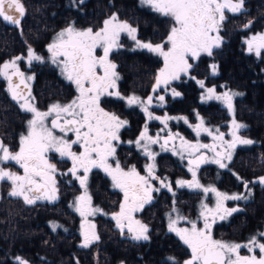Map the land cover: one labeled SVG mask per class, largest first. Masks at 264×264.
I'll return each instance as SVG.
<instances>
[{
	"label": "snow or ice",
	"instance_id": "1",
	"mask_svg": "<svg viewBox=\"0 0 264 264\" xmlns=\"http://www.w3.org/2000/svg\"><path fill=\"white\" fill-rule=\"evenodd\" d=\"M83 2V0H81ZM153 11L168 17L172 21L166 40L162 43L153 44L151 42H142L137 39V29L127 22L120 21L118 16L112 15L104 21V26L97 31L91 27L79 30L70 25L59 32L53 42L48 45V51L52 54V63L58 64L62 68L66 79L72 82L79 95L71 102L61 105L53 104L47 111H40L33 101L28 81L33 77H25V73L20 70L17 61L24 57H16L10 62L0 66V77H3L8 84V91L12 98L20 103V107L32 114V119L27 122V132L21 134L18 151H12L0 140V182L8 181L12 188L9 195L23 198L25 203L33 204L37 200H55L57 198L56 188V165L49 162L48 154L50 152L58 153L61 158H67L71 161V168L68 170L79 180L80 185L84 187V194L77 197V211L81 216L93 215L100 212L99 208L91 207V197L88 195L86 181L88 173L93 168L103 169L112 179L116 188H119L124 195L123 203L120 205L118 213L113 214L117 226L121 231L126 227L132 233L134 240H148L149 237L147 225L134 219L133 213L142 208L144 203L152 199L151 193L159 191L153 188L150 180L160 179L154 174L155 164L145 166L147 176L141 175L133 165L125 171L120 167L119 161H115V167L109 163L110 158L116 154L115 141L120 140V129L127 125V121L120 119L115 113L105 111L101 107V98L107 96H121L117 88L119 74L116 71L117 65L109 59V53L120 47V35L126 33L136 46L141 49H147L161 57L164 62L156 76L153 91L167 86L171 81L179 80L181 75H187L193 65L189 62L200 57L201 54L212 56L213 49L218 48L222 43L219 35L222 22L225 20V11L233 14L239 13L243 9L244 0H141ZM26 14V8L22 0H0V19L19 26L22 18ZM245 27H250L245 25ZM248 51L261 56L264 52V34L253 35L246 40ZM167 45V48L165 47ZM97 49H102V55H97ZM41 61L42 57L37 55L30 47L28 49L27 61L30 65L32 61ZM216 66L213 65V72ZM14 77L18 78L14 82ZM194 78V77H193ZM201 88H204L203 81H197ZM23 85V88H21ZM173 95L179 96L180 93L172 90ZM206 99H215L222 101L227 109L233 114L235 108L233 97L242 95L240 93L224 92L217 94L215 88L206 89ZM129 105H140L149 119L161 120V117L153 116L148 111V105L153 103V98L149 96L142 100L135 95L127 97ZM164 95L158 96V100L163 102ZM52 117L50 122L48 118ZM168 117L161 120L166 123ZM184 119L187 123V119ZM61 121H63L61 123ZM246 125L238 123L234 118L232 120L231 139L225 140L224 133L216 129L213 130L204 127V121L195 126L197 135L201 131L212 136L213 141L219 142L222 151H217V145L190 143L180 138L181 149L188 151L189 171L192 173V180H178L176 183L183 187L202 189L204 193H214L216 204L214 208H209L206 204L202 206L203 210L200 217L203 218V226L198 227L197 221L187 220L178 212L176 218H170L169 230L174 231L185 245L190 249L191 257L184 264H264V233H259V239L256 236L251 237L247 243L228 242L215 239L212 235V226L217 217L223 220L233 212L239 211L237 208L225 207V201L245 199L242 195H228L219 192L214 187H204L200 184L196 169L201 163L211 162L218 164L221 168L227 167L224 161H231L232 153L238 144L252 145L255 141L238 135V131L245 128ZM58 129L64 135L54 134ZM73 133L75 139H68L67 134ZM178 135V134H176ZM175 136L170 135L161 144L164 149L170 140ZM141 141H146L143 145L144 154L153 162L156 154L149 150L148 144L159 143L160 137L155 138L148 135L147 126L135 141L137 146H141ZM128 143H132L129 141ZM73 145H78L82 151H73ZM200 149H208L214 153L213 158H208L201 154L195 156ZM175 152V146L173 145ZM183 158V157H182ZM7 162H15L23 170V174L7 170L4 165ZM82 171L83 175H77ZM242 180V178L237 177ZM264 184V177L259 179ZM163 187L172 190L170 183L160 180ZM245 189L248 188V182L242 181ZM175 211V209H174ZM180 220H187L190 227L177 228L176 223ZM53 229L58 225L53 224ZM95 228V225H90ZM99 237L93 231L91 237L88 232H84V241L82 247H88ZM241 249H246L247 255H241ZM257 250L259 255H257ZM173 259V258H169ZM18 264H28V261L17 258Z\"/></svg>",
	"mask_w": 264,
	"mask_h": 264
},
{
	"label": "trees",
	"instance_id": "2",
	"mask_svg": "<svg viewBox=\"0 0 264 264\" xmlns=\"http://www.w3.org/2000/svg\"><path fill=\"white\" fill-rule=\"evenodd\" d=\"M22 3L26 14L19 26L7 25L0 19L2 59L7 54H27L29 47L36 52H44L51 35L59 29L72 23L96 29L114 12L138 25L141 32L150 33L154 40L162 38L165 30L164 24L142 9L136 0H22ZM244 7L241 14L228 16L223 22L224 40L213 50L212 56L216 76L206 79L216 83L219 90L224 86L243 92L236 100V115L249 124L247 131H252L258 141L264 142V55L256 58L247 54L243 42L247 28L244 24H251L254 31L264 29V0H244ZM138 55L140 53L117 51L114 58L123 64L122 72L130 79L131 87L148 93L156 80L160 62ZM202 60L194 68L205 76L209 65L206 59ZM45 63L32 61L31 64L38 70H44L47 67ZM41 77L50 78L49 75ZM181 89L182 95L170 100L172 103L168 108L191 114L190 109L197 104L196 92L189 81L182 83ZM1 97L0 135L10 145L17 139L16 125L20 116L17 109L9 105L3 90ZM199 109L214 122L219 123L227 117L223 107ZM58 219L70 229L51 230L49 221ZM149 221L153 226L156 223ZM77 222L72 213L61 209L60 204H28L20 198L3 194L0 198V264H18L15 256H22L31 264H179L181 261L174 253L176 247H172V242L164 245L169 249L168 253L159 255L156 253V240L148 243L128 241L108 226L101 227L99 241L87 248L80 247L74 230ZM153 232H156V227H153ZM167 256L175 260L166 259Z\"/></svg>",
	"mask_w": 264,
	"mask_h": 264
},
{
	"label": "flooded vegetation",
	"instance_id": "3",
	"mask_svg": "<svg viewBox=\"0 0 264 264\" xmlns=\"http://www.w3.org/2000/svg\"><path fill=\"white\" fill-rule=\"evenodd\" d=\"M4 23L11 25L5 21ZM47 46L48 44L45 46L44 52H46ZM116 53L117 52L111 53V57L114 58ZM12 56L16 55L7 54L3 59L0 55V66L6 63L7 58ZM138 56L142 58H150L148 56V52L145 50L140 51V55ZM23 63H21L22 66H20V70L25 73V77H28L26 72L32 73L33 75V79L28 82L31 85L32 96L35 97L33 103L40 111H47L51 105L56 103L61 105L67 104L78 96H75L77 89L74 87V84L72 82H68L65 77L62 78L56 76L55 68L48 63H45L47 64V67L44 70H38L32 64L29 65L27 60L26 62L23 61ZM116 65V70L120 77L117 81V88L121 96L125 97V99H120L116 96L102 97L101 107H103L105 111L115 113L120 117V119L125 120L128 123L125 127L120 129V140L114 142L116 145V154L114 158L109 159V163L115 167V161H119L120 167L125 171L129 170L134 165L136 170L145 176H147L145 166L153 163L155 164L154 174L160 179L150 180L149 182L153 188H158L159 191H153L151 193L152 199L149 202L144 203L142 208L133 213V216L136 215L141 218L149 230L147 233L149 239L139 242L148 243L149 241L156 240V253L159 255L168 253L167 251L169 249L164 247V245H169V243L172 242V247H176V251L174 253L179 257V260L182 261L186 253L185 245L174 231L171 232L167 230V224L165 223L163 217L164 212L172 207H177L182 213H184V216L188 217L189 220L197 221V226L202 227L203 218L200 217L201 210L199 207L202 203L204 205L206 204L209 208H214L216 204V196L211 192L204 193L202 189H190L187 186L180 188V186L176 183L178 180H192V173L189 171V167H192V165L189 164V159L192 157H190L189 154H185L183 155V158L179 159L172 154H163L161 144H163L164 140L170 135L175 136V139L170 140L168 145L165 146L166 150H172L173 145L175 148L178 145V135L176 134H179L180 132H188L184 131V127L178 126V124L173 120L169 122L170 128H168L165 132L163 130L161 120L149 119L148 115L142 108L137 105H129L127 103V97L133 95L140 98L149 97L150 93L153 91L156 80L154 81L150 92L141 93L138 88L131 87V83H129L130 79H127L125 73L123 74L122 72L123 64L116 62ZM158 71L159 68L156 76L158 75ZM42 75H49L50 78L43 79L44 77H41ZM2 90L4 91L5 97L10 101L9 105L16 108L17 114L20 116L16 125V131L18 132L17 139H15L10 145L6 144L4 139L3 142L10 148V150L17 151L19 146V133L27 132V122L32 119L31 113L23 110L20 107V103L13 100L10 92L8 91L7 81L3 77H0V99H2ZM239 97H236L235 99L234 108L236 106V100ZM171 109L172 110L168 111L166 115L180 113L172 107ZM154 111H156L153 112L154 114L151 112L153 116L161 117V119L165 114L163 108L161 107H156ZM225 112L227 115L226 118L222 119L219 123L211 120L210 124L214 123L219 125L221 129H225L226 124L224 122L229 118V114L226 109ZM191 114H187V116L193 119ZM234 115L237 119L242 120L237 117L236 112ZM51 119L52 117H49L47 122H50ZM62 122L63 121H61V123ZM244 122L246 123L245 132L250 133V139L255 141L254 144L249 147H236L232 153L231 161H224L227 164V167L225 168H221L216 163L204 162L196 169V178L204 187H214L219 192L226 193L228 195L237 194L245 197V199L241 200L225 201V207L237 208L239 211L233 212L230 216H226L223 220L217 217L215 224L212 226V235L215 239L237 243L244 242L253 236H256L259 239L260 237L258 234L264 233V184L259 182V179L264 177V142L258 141L252 131H247L249 129V124L246 121ZM145 126H147L150 136L155 138L159 135L160 137L159 143L150 144L152 151L156 154L154 162L144 154L142 145L137 146L135 144V141L144 131ZM159 127L162 128V131L156 134ZM54 134L64 135L63 133H60L58 129L54 130ZM195 136L196 135L192 134L188 135L189 141L193 144H196L199 141ZM66 138L71 140L75 139V136L73 133H68ZM224 138L227 140L225 136ZM199 139L200 143L203 144L215 143L217 145V151L223 150L219 147L218 141H213L212 136L199 137ZM129 141H132V143H128ZM142 143H146V141H141V144ZM72 150L77 152L82 151L78 145H73ZM201 154L205 155L209 161L214 156V153L208 149H200V151L194 155L199 156ZM48 156L49 161L55 164L57 168L55 177L56 188L58 189L57 198L55 201L51 202L45 201L35 203H47L49 205L60 204L62 210L72 213L78 221V216L74 212V200H76L83 192L80 190L82 186L80 185L79 180H77L76 177L68 171L71 168V161L67 158L56 156L54 152H50ZM77 175H83V172L78 171ZM87 175L88 179L86 181V186L88 185L89 195L92 199L91 202L96 208L100 207L101 209L99 217H97L96 227L99 239L101 227L104 228V226H108L119 236L129 241L130 239L123 234L125 232V228L121 231V228L117 226L116 220L112 218L113 214L119 212L120 205L123 203V192L114 186L111 177L103 169L93 168ZM237 177L242 178V180L237 179ZM160 180H164L165 183H170L172 190L169 191L168 188L163 187ZM242 181L248 182L247 190L245 189ZM149 219L156 222L154 226L150 223ZM61 221L62 220H60V223H63ZM153 227H156V232H153ZM60 230L63 229L60 228ZM99 239L97 241H99ZM169 258L173 257H166V259ZM170 260L174 261L175 259L173 258Z\"/></svg>",
	"mask_w": 264,
	"mask_h": 264
},
{
	"label": "rangeland",
	"instance_id": "4",
	"mask_svg": "<svg viewBox=\"0 0 264 264\" xmlns=\"http://www.w3.org/2000/svg\"><path fill=\"white\" fill-rule=\"evenodd\" d=\"M137 1V3H138V5L142 8V9H145L146 11H148V12H150L158 21H160V22H162L163 24H164V27H165V30H164V34H163V36H162V38H158V39H156V40H154V39H152L151 38V34L150 33H147V31H143V32H141L140 31V29L138 28V25H135L134 23H132V22H130V21H128V20H124V19H122V18H120L119 17V15L116 13V12H114V13H112V14H110L109 16H107L104 20H103V22H102V26L101 27H99V28H96V29H93L92 27V29H93V31H97V30H99L100 28H102L103 26H104V21L105 20H107V19H109L112 15H116V16H118V18H119V20L120 21H123V22H127L129 25H131L132 27H134V28H136L137 29V33H136V35H137V39H139L140 41H142V42H151V43H153L154 45L155 44H158V43H162L163 41H165L166 40V37H167V35H168V33H169V30H170V27L172 26V21L168 18V17H164V16H162L161 14H159V13H157V12H155V11H153L148 5H145V4H143L142 2H141V0H136ZM234 2H235V0H234ZM245 10V7H244V5H243V9H242V11L241 12H239V13H235V14H233V13H231V12H228L227 10L225 11V19H227V17L228 16H235V15H239V14H241L243 11ZM225 21V20H224ZM223 21V22H224ZM223 22H222V24H223ZM70 25H72V26H74L76 29H79V30H84V29H87V28H89L88 26L87 27H78V26H76L75 24H69L68 26H65V27H63V28H61V29H59L58 31H56L55 33H53L52 35H51V38H50V41H49V43H48V45L49 44H51L52 42H53V40L55 39V37H56V35L59 33V32H61V31H63L65 28H67V27H69ZM245 25H247V24H244V26ZM245 34L243 35V42H244V45H245V51H246V53L247 54H252L253 55V57H258V56H256L255 55V53H250L249 51H248V48H247V44L245 43V41L246 40H248V39H250L253 35H257V34H264V29L263 30H256V31H254L253 29H252V26H251V24H250V27H247L246 28V30H245ZM219 35L221 36V38H222V42H223V40H224V37H223V35H222V25H221V28H220V32H219ZM119 43H120V47H118V48H114L110 53H109V59L113 62V63H115L116 64V62H117V60H115V58H113V57H111V53H113V52H117V51H124V52H126V53H137V54H139L140 53V51H142V50H145V51H147V52H149L147 49H141V48H139V47H137L136 46V43H135V41H133L126 33H121V35H120V41H119ZM165 47L167 48V45H165ZM214 49H216V48H214ZM213 49V50H214ZM35 53L37 54V55H39V56H41L42 57V62H47L49 65H51L52 67H54L55 68V72H56V76H59V77H65L66 78V76L63 74V72H62V68H61V66H59L58 64H54V63H52V54L48 51V46L46 47V52H43V53H37L36 51H35ZM150 53V58L151 59H157L160 63H159V71H160V69L161 68H163V66H164V62H163V59L161 58V57H159V56H157L155 53H152V52H149ZM263 53V52H262ZM261 53V56L262 55H264V54H262ZM28 54V53H27ZM27 54H20V55H16V56H12V57H9V58H7L6 59V63L7 62H10L11 60H13V59H15L16 57H24V59H22V60H19V61H17V64H18V66L20 67V66H22L21 65V63H23V61H26L27 60ZM103 53H102V49H97V55H102ZM212 56H213V54H212ZM212 56H208V55H206V54H201L200 55V57L198 58V59H195V60H190L189 62L193 65V67L189 70V72H188V74L187 75H184V74H182L181 75V78L179 79V80H175V81H171L170 83H169V85L167 86V90H165L164 89V87L162 86L161 88H159V89H156L155 91H152V93H150V95L149 96H151L152 98H153V103L151 104V105H148V111L149 112H156V111H154L155 109H156V107L157 108H163V110H164V115H163V117H162V119H164L165 117H168L169 119H167V121H166V123H162L163 124V130L166 132V130L168 129V128H170L169 127V122L170 121H174L175 123H177L178 124V126H181V127H184V131H186V132H188V133H179L178 134V145H177V147L175 148V152L173 151V149L171 150V149H167L166 150V148H164L163 149V154H172L173 156H175V157H177V158H182L183 157V155H185V154H189L188 153V151H186V150H183V149H181V145H180V138L181 137H183V139L184 140H187V141H189V138H190V136H189V138H188V135H190V134H192V135H196L195 137H197L198 138V143H200V139H199V137L201 138V137H204V136H209L206 132H203V131H201L200 132V134L199 135H197V133H196V131L194 130L195 129V126L196 125H198L199 123H200V120L202 119L203 121H204V127H206V128H209V129H211V130H213V135H215L216 134V132H215V130L216 129H219V131L220 132H222V133H224V136L226 137V139L227 140H230L231 139V135H230V133H231V129H232V120H233V118L238 122V123H240V124H243V125H246V123L244 122V121H242V120H239V119H237L236 117H235V115L233 116V114L227 109V107L223 104V102L222 101H219V100H215V99H206L205 97L207 96V92H206V89L207 88H215L216 89V92H217V94H222V93H224V92H230V93H240V94H242L243 95V92H241V91H239V90H237V89H234V88H231V87H221L220 88V90H219V88H218V86L216 85V83H210V82H207V77L208 76H212V77H214V76H216V68H215V72H213V65H215L213 62H214V60H212ZM202 59H206L207 61H205V62H207L208 63V65H209V71H208V75H203L202 73H199L198 72V70L197 69H195L194 67H195V65H197V63H198V61H204V60H202ZM35 61V60H34ZM24 64V63H23ZM2 66V65H1ZM216 66V65H215ZM117 71V70H116ZM159 71H158V73H159ZM26 75L27 76H31V77H33V75H32V73H27L26 72ZM194 77V78H193ZM68 81V80H67ZM188 81H189V85H192L193 86V88H194V92H196L195 93V97H196V101H197V104H196V107H192L190 110H191V112H192V114H191V116L193 117V119L192 118H189L188 116H187V114H185V112H183V111H181L179 114H174V115H166V113L168 112V111H171L172 109H171V107L170 108H168V105L169 104H171L172 102H170V100H173V99H175V98H178V97H180L181 95H182V89H181V85H182V83H188ZM197 81H203L204 82V85H205V87L204 88H201L200 87V85L197 83ZM68 82H70V81H68ZM222 84V83H221ZM186 85H188V84H186ZM185 86V85H184ZM74 87H75V85H74ZM154 88V87H153ZM196 88V89H195ZM173 89H175V91L176 92H179L180 93V95L179 96H175V95H173V92H172V90ZM76 95H79V93H78V91H76L75 92V96ZM160 95H164V97H165V99H164V101L163 102H160L159 100H158V96H160ZM240 95H238V96H234L233 97V104H234V102H235V99H236V97H239ZM148 98V97H147ZM147 98H141L142 100H146ZM170 102V103H169ZM132 106H136L135 104L134 105H132ZM137 106H139L140 108H142L140 105H137ZM211 106H213V107H224L226 110H227V113L229 114V118L224 122L225 124H226V128L225 129H221V127L219 126V125H217V124H210V121H211V119L209 118V117H207L206 115H204V114H202V112H201V110L199 109V107H211ZM177 107H178V105H177ZM154 114V113H153ZM180 117H184V118H186L187 119V123H185V121H184V119H179ZM31 118H32V114H31ZM161 119V120H162ZM245 129H246V127L245 128H242V129H240L239 131H238V135H240V136H242V137H244V138H248V139H250L251 137V135H250V133H247V132H245ZM160 131H162V128L161 127H159V130L157 131V133L156 134H158V133H160ZM190 131V132H189ZM26 133V132H25ZM20 135H19V137H18V140H20V136H21V134H24V133H19ZM148 135L150 136V133H148ZM193 137V136H192ZM190 142V141H189ZM191 143V142H190ZM145 143H142L141 145H142V147H143V145H144ZM238 146H244V147H249L250 145H240V144H238L236 147H238ZM148 148H149V150L150 151H152V149H151V147H150V144H148ZM236 149V148H235ZM18 151V150H17ZM153 152V151H152ZM154 153V152H153ZM56 154V156H59V154L58 153H55ZM50 162V161H49ZM51 163V162H50ZM4 167L7 169V170H10V171H13V172H16L17 174H23V170L19 167V165H16L15 164V162H7V163H5V165H4ZM142 175V174H141ZM144 175V174H143ZM145 176V175H144ZM87 184V183H86ZM11 188H12V185H11V183L10 182H8V181H5V182H0V198H1V196L4 194V195H7V196H11V195H9V193H10V191H11ZM180 188H183V187H181L180 186ZM186 189H187V187H186ZM190 189H193V188H190ZM80 190H81V192H83V193H81V195H83L84 194V191H85V189H84V187H81L80 188ZM87 192H88V195H89V189H88V185H87ZM81 195H79V196H81ZM90 196V195H89ZM11 197H14V196H11ZM14 198H20L22 201H24L23 200V198H21V197H14ZM92 200V199H91ZM45 201H50V200H47V199H43V200H37L36 202H45ZM52 201H55V200H52ZM51 202V201H50ZM204 204H202L201 203V206L199 207L200 208V210L202 211L203 210V208H202V206H203ZM74 212L76 213V215L78 216V222H77V224H76V227H75V232L78 234V237H79V242H78V245L80 246V247H82L81 245L83 244V241H84V232L85 231H87L88 232V234H89V236L91 237V234H92V232L94 231L95 232V234L97 235V217H99V213L100 212H97V213H95V214H93V215H87L86 217L85 216H81V214H80V212L79 211H77L76 209H77V199L76 200H74ZM91 207L92 208H96L93 204H92V202H91ZM97 208H99L100 209V207H97ZM174 209H175V211H174ZM177 212L181 215V216H183V217H186V216H184V213H182L181 212V210H179L177 207H172V208H170V209H168V210H166L165 212H164V215H163V217H164V221H165V223L167 224V230H169V223H170V218L171 219H175L176 218V215H177ZM187 218V220H189V218L188 217H186ZM134 219H136V220H139L142 224H144L143 223V221L141 220V218H139V216H134ZM187 220H180V221H177V223H176V227L177 228H184V227H190L189 226V224L187 223ZM53 224H55V225H58V227H56L55 229H53ZM48 225H49V228L51 229V230H58V229H63L64 231H68L69 229H70V227H68V225H64L63 223H60V221H58V220H50L49 221V223H48ZM90 225H95V228L93 229V228H91L90 227ZM145 225V224H144ZM124 235L128 238V239H130V240H132V241H134V242H139V241H142V240H134V239H132V233H130L129 231H128V229L125 227V229H124ZM170 231V230H169ZM171 232H173V231H171ZM98 236V235H97ZM248 240L249 239H247L246 241H244V242H241L242 244L243 243H247L248 242ZM97 240H95V241H93L90 245H92L93 243H95ZM145 241V240H144ZM182 241V240H181ZM182 243H183V241H182ZM184 244V243H183ZM89 245V246H90ZM185 245V244H184ZM84 248H87V247H84ZM185 252L187 253H185V257L183 258V260L179 263V264H184V262L186 261V260H188V259H190V257H191V252H190V249L187 247V245H185ZM247 254H249V253H247V251H246V249H241V255H247ZM257 255H259V252H258V250H257V253H256ZM22 258V259H24V260H26V261H28L26 258H24V257H22V256H15V260L18 262V260H17V258ZM28 264H31L29 261H28ZM120 264H124V263H120Z\"/></svg>",
	"mask_w": 264,
	"mask_h": 264
},
{
	"label": "water",
	"instance_id": "5",
	"mask_svg": "<svg viewBox=\"0 0 264 264\" xmlns=\"http://www.w3.org/2000/svg\"><path fill=\"white\" fill-rule=\"evenodd\" d=\"M23 19V18H22ZM10 24V23H9ZM11 25H13V24H11ZM14 79V82H16L17 80H18V78H16V77H14L13 78ZM28 84H29V82H28ZM29 87H30V89H31V85L29 84ZM21 88H23V85H21ZM11 94V93H10ZM12 96V95H11ZM14 100V99H13ZM16 101V100H15ZM0 140H3V138H2V136L0 135Z\"/></svg>",
	"mask_w": 264,
	"mask_h": 264
}]
</instances>
